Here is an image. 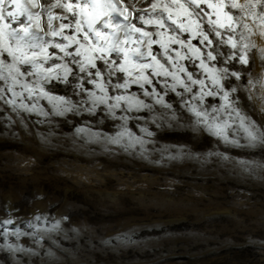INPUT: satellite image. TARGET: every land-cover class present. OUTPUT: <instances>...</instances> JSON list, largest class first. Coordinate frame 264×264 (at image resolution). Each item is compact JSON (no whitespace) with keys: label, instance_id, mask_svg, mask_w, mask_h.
Wrapping results in <instances>:
<instances>
[{"label":"rangeland","instance_id":"374dc122","mask_svg":"<svg viewBox=\"0 0 264 264\" xmlns=\"http://www.w3.org/2000/svg\"><path fill=\"white\" fill-rule=\"evenodd\" d=\"M55 2L41 0L42 4ZM21 3L26 5L27 0ZM225 10L234 17L247 16L252 29L248 40L256 46L249 51L248 68L255 84L251 99L248 91L232 97L239 101L235 107L246 118L244 126L235 113L229 115L231 109L213 113L220 122L227 121L228 140L240 146L207 132L195 143L187 140L168 127L175 125L172 110L144 96L135 84L127 94L135 93L152 109L126 112L127 105L121 102L115 111L117 117H129L128 129L142 142L125 136L120 143H112L110 138L122 130L124 121L108 119L100 124L83 111L57 115L53 107L57 102L44 97L41 88L73 104L87 99L86 94L73 95L70 87L59 82L53 89L42 74L17 76L13 82L8 70L0 67L5 77L0 79V264H264V149L248 147L245 131L258 127L257 134L264 132V61L259 52L264 48V25L260 6L254 9L256 17L247 9L245 13ZM62 14L53 9L54 16ZM8 23L12 22L6 17L0 28ZM46 23L47 13L42 12L41 25ZM9 32L3 28L0 50L11 43ZM65 34H71L70 30ZM191 43L197 45V40ZM171 47L181 55L187 52L179 45ZM54 51L62 55L49 48L50 53ZM0 59L12 63L6 52ZM175 62L211 87L198 60ZM52 64L49 60L44 67ZM17 67L23 72L29 66ZM170 71H177L190 84L178 69ZM152 79L153 84L145 88L171 104L181 123L194 122L184 101L199 105L192 100L199 85H191V93L180 84L172 91L176 82L171 77L167 85L163 76ZM116 82L113 78L112 83ZM85 86L100 95L92 85ZM244 88L248 89L246 83ZM121 93L109 88L110 95ZM203 103L220 109L223 101L218 95L206 97ZM77 128L87 131L77 133ZM141 128L153 135L142 133ZM8 220L12 223L6 224ZM6 245L24 250L9 251Z\"/></svg>","mask_w":264,"mask_h":264},{"label":"snow or ice","instance_id":"6c2138e0","mask_svg":"<svg viewBox=\"0 0 264 264\" xmlns=\"http://www.w3.org/2000/svg\"><path fill=\"white\" fill-rule=\"evenodd\" d=\"M6 4L12 8L11 11L6 9ZM257 6L261 7L259 18L264 25V0H247L246 4H240L239 0H56L55 3L46 4H42L41 0H27L26 5L21 0H0V22L6 17L12 22L0 28V35H3V28L10 29L8 35L11 43L0 50V56L6 52L12 63L6 64L0 59V67L8 70V77L13 82H17V76L42 74L41 78L51 84L53 89L57 87L55 82H59L66 89L70 87L73 95L86 94L87 99L78 101L80 107H77L71 100H65L64 96H51L41 88L44 97L50 102H57L53 105L57 115H79L83 111L100 124L108 119L124 121L122 130L110 138L112 143H120L125 136L142 142L128 129L129 117H117L115 111L121 108V102L127 105L124 109L126 112L152 109V105L139 100L135 93L127 94L130 86L135 84L144 90V96H151L156 104L172 110L171 120L175 121V125L170 123L168 127L174 128L187 140L195 143L203 132H207L226 143L240 146L238 141L228 140L225 131L227 121L220 122L213 113L231 109L229 115L235 113L241 126H244L246 118L235 107L239 101L232 97L238 91H248V98L251 99L250 90L255 84L248 68L249 51L256 46L248 40L252 29L247 23V16L242 14L234 17L225 9H239L241 13L247 9L256 17L254 9ZM32 9L41 11L33 12ZM53 9H60L63 14L54 16ZM42 12L47 13L46 26L41 25ZM20 17H26V20H20ZM54 20L59 21L55 26ZM12 24L17 26L12 27ZM238 28L241 30L237 31ZM65 30H70L71 34H65ZM183 33L188 34L186 39L181 38ZM193 39L197 40V45L191 43ZM154 45L159 47L154 49ZM172 45L186 48L187 52L181 55ZM49 48L58 50L62 55L57 56L55 51L50 53ZM259 52L260 59L264 61V48ZM65 58H68L67 62H64ZM183 59L198 60L211 87L205 80L194 78L193 73L182 64L175 62ZM49 60L53 64L45 68ZM17 64L29 67L22 72ZM170 68L184 73L190 84H186L177 71H170ZM160 76L165 77L166 85L168 77L176 82L171 85L172 91H175L176 84H180L186 92L191 93V85H199V92L192 97V100L200 102L199 105L190 100L184 101L187 111L196 118L194 122L181 123V117L177 116V110L171 104L165 103L155 90L149 92L145 88V85L153 84L152 77ZM4 78L0 72V79ZM113 78L117 81L114 84ZM242 80L248 89L244 88V83H236ZM86 84L92 85L100 95L86 88ZM109 88L118 93L123 90V93L110 95ZM28 91L31 94L33 90L28 88ZM218 95L223 101L220 109L204 105L206 97ZM177 96L182 94L177 93ZM112 100L115 103H109ZM89 103L90 107H83ZM100 105H104V108H100ZM208 107H211V111ZM252 124L256 127L255 122ZM86 131L85 128L76 129L77 133ZM140 131L148 136L153 135L147 128H141ZM245 131L248 147L259 146L264 149V132L257 134L258 127L255 131L248 128ZM5 223L10 224L12 221ZM5 247L9 251L24 250L12 245Z\"/></svg>","mask_w":264,"mask_h":264}]
</instances>
